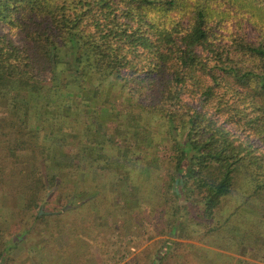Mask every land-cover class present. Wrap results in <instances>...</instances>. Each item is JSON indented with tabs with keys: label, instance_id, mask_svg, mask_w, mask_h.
Instances as JSON below:
<instances>
[{
	"label": "trees",
	"instance_id": "obj_1",
	"mask_svg": "<svg viewBox=\"0 0 264 264\" xmlns=\"http://www.w3.org/2000/svg\"><path fill=\"white\" fill-rule=\"evenodd\" d=\"M107 189L137 228L168 215L153 264L180 260L176 231L200 264H264V0H0V192L22 206L0 264Z\"/></svg>",
	"mask_w": 264,
	"mask_h": 264
},
{
	"label": "rangeland",
	"instance_id": "obj_2",
	"mask_svg": "<svg viewBox=\"0 0 264 264\" xmlns=\"http://www.w3.org/2000/svg\"><path fill=\"white\" fill-rule=\"evenodd\" d=\"M242 32L249 41L257 42L258 33L251 23L243 24ZM79 106L82 107V105ZM103 175L105 177L102 175L95 176V187L101 188L104 184L110 185V179L107 178L109 175ZM87 177L91 178L90 174ZM69 178H65L61 185L62 188L64 185L67 187ZM19 187L15 188L19 190ZM108 190L99 191L103 192L102 195L98 194L95 196V201L97 202L92 207V213L90 212L89 217H79L81 223L71 220L70 226L75 229V233L67 237L61 236L53 240L51 239L49 245L44 244L41 248L38 245L42 244L44 239L37 240L36 236L32 237V233H30L32 238L29 242V249L26 250L25 246L22 249L17 248V253L14 255L18 261L11 264H17L18 262L22 264H153V260L158 256L157 251L160 249V241L168 237L166 235H161L162 237L159 235L161 226L165 222L164 218L167 219L168 215L166 213H159L157 216L152 214L154 216L152 217L153 221L142 222V226L137 228L135 220L132 221L133 218L131 219L132 222L128 223L122 217V214L126 217L130 214L127 211L128 209L120 208L121 201L118 200L117 203L114 194ZM141 190L142 188H136L134 189L135 192L130 195L133 196L134 194L139 197L142 194ZM1 192L0 223L9 222L10 226L13 224L14 219L17 220L13 209L17 211L22 206L19 204L20 201L15 199L16 194H14L15 196L4 197L1 196ZM134 203L135 201L132 202V204ZM115 205H118L117 208H115ZM74 206L76 207L77 204H74ZM28 220L27 218L26 222ZM68 221L70 222V220ZM181 222H183L184 227H187L188 222L186 220L183 219ZM104 225L107 226L101 227ZM32 226L30 225L29 227L31 228ZM106 229L108 230L104 233ZM110 229L118 237L115 245H110L109 243L107 233ZM38 233L43 236L41 231H38ZM176 233L169 235L171 236L170 240L181 243L180 250L177 253L180 260L176 261L177 264H200L201 261L199 260L202 256L211 255L206 251V247L208 248L209 246L199 243L196 239H184L182 231H179L178 237ZM150 237L152 238L150 239ZM31 245L38 247L39 251L34 253L32 250L29 253ZM201 250H205L206 254L202 255ZM173 253L174 251L172 250L170 255ZM221 254L224 256L218 257L219 260L215 259L214 256V260L218 264H234V260L230 256L227 257L228 254L226 252ZM170 263L172 264V262Z\"/></svg>",
	"mask_w": 264,
	"mask_h": 264
}]
</instances>
